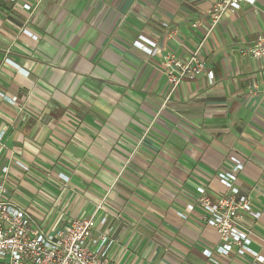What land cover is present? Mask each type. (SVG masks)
<instances>
[{
    "label": "crops",
    "instance_id": "obj_1",
    "mask_svg": "<svg viewBox=\"0 0 264 264\" xmlns=\"http://www.w3.org/2000/svg\"><path fill=\"white\" fill-rule=\"evenodd\" d=\"M212 4L0 0L7 196L50 229L90 215L106 198L115 264H253L250 254L217 251L220 235L196 198L204 186L212 197L247 195L264 207V56L246 53L264 33V0L227 10L205 38ZM140 35L160 50L138 49ZM204 38L205 72L167 100L163 55L186 57ZM233 158L244 167L228 188L218 174ZM243 215L264 256V215Z\"/></svg>",
    "mask_w": 264,
    "mask_h": 264
},
{
    "label": "built area",
    "instance_id": "obj_2",
    "mask_svg": "<svg viewBox=\"0 0 264 264\" xmlns=\"http://www.w3.org/2000/svg\"><path fill=\"white\" fill-rule=\"evenodd\" d=\"M16 3L18 0H3ZM197 1V0H194ZM242 2L254 5L256 0H213L210 10L211 25L206 28L205 38L217 26L223 14L231 9L237 10ZM24 9L30 10V3H24ZM258 12V11H256ZM264 19V12H261ZM196 21L193 27L200 26ZM186 57L168 52L162 57V66L168 78V100L184 80H194L202 75L207 66L203 55V43ZM134 45L143 52L155 55L160 46L146 35H140ZM250 56L260 59L264 56V33L258 36L256 44L246 49ZM212 78V72L207 73ZM16 100V98L14 99ZM4 132H0V141ZM234 165L229 170L220 171L219 178L228 188H233L243 163L233 158ZM12 164L21 171H29V166L19 158H13ZM9 166L3 168L7 174ZM199 196L196 203L208 214L212 225L218 231L222 244L217 251L229 254L235 251L239 255L250 254L255 258L253 264H264V256L252 248L250 230L243 223V214L254 219L264 215L262 209L255 208L247 195L230 193L217 197L208 194L206 187L197 188ZM8 189L0 184V264H115L112 261V249L116 240L108 226L109 210L106 198H103L94 211L87 216L71 219L67 224L50 229L39 223L34 215L7 196ZM193 205L187 206V212L180 216L188 217ZM204 254L212 257V249H205Z\"/></svg>",
    "mask_w": 264,
    "mask_h": 264
},
{
    "label": "rangeland",
    "instance_id": "obj_3",
    "mask_svg": "<svg viewBox=\"0 0 264 264\" xmlns=\"http://www.w3.org/2000/svg\"><path fill=\"white\" fill-rule=\"evenodd\" d=\"M27 172V171H26Z\"/></svg>",
    "mask_w": 264,
    "mask_h": 264
}]
</instances>
